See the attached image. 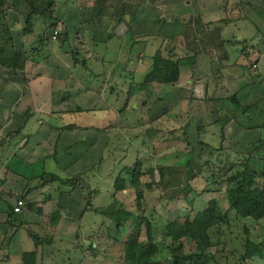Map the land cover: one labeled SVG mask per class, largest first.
Segmentation results:
<instances>
[{
    "label": "crops",
    "instance_id": "1",
    "mask_svg": "<svg viewBox=\"0 0 264 264\" xmlns=\"http://www.w3.org/2000/svg\"><path fill=\"white\" fill-rule=\"evenodd\" d=\"M118 1L121 16L113 20L106 16L113 6L100 1L98 24L74 8L68 49L60 43L45 71L43 61L30 60L32 80L0 66V264H25L27 253L45 264L43 237L76 222L72 215L82 219L101 208L92 201L102 188L88 180L98 165L94 153L115 143L123 157L117 137L135 129L124 123L131 107L155 114L146 127L158 124L166 134L176 119L199 138L218 131V142L227 141L234 154L264 164V0H153L126 11V1ZM75 56L91 62L87 70ZM166 68L171 81L145 83L154 69ZM114 163L122 166L118 157ZM19 199L25 205L15 213Z\"/></svg>",
    "mask_w": 264,
    "mask_h": 264
},
{
    "label": "rangeland",
    "instance_id": "2",
    "mask_svg": "<svg viewBox=\"0 0 264 264\" xmlns=\"http://www.w3.org/2000/svg\"><path fill=\"white\" fill-rule=\"evenodd\" d=\"M96 1L97 0H54V6L50 9L54 18L50 17L46 19L45 22L48 24V27L43 31L46 41L44 54H46L47 57L42 60L43 64H41V71H45L46 69L45 60H49L50 64L55 61L51 56L52 51L57 50L60 43L62 44L61 46H66L68 40H70L69 36L71 33L69 31L71 24L69 22L72 16L70 13L74 11V8L76 9L78 6H81L82 9L77 10L83 12V19L86 20L92 17L97 24L100 22L99 16L101 15H99L97 9L99 5ZM125 1V7L129 9L132 8V5H135V2L140 6L144 4L147 7L149 3H153V0ZM118 2V0H107V3L113 6L110 7L112 8L110 9L112 12L109 10L106 15L109 20H113L115 16H121L119 12L115 14L117 12L115 11L117 10L115 5H117ZM153 9L155 8L150 7L148 10L153 12ZM147 13V9H144L139 15L145 18L147 17ZM173 13H175V16H179L177 11ZM6 16L7 23L10 27L17 30L20 29V32L14 39L16 49L22 51L25 50L27 46L30 47L31 43L29 42L31 39H34V37L29 39L25 38L23 35L24 31H21L26 24L25 17L13 9L7 10ZM168 17L170 21L174 20L173 15L168 14ZM101 20L105 21L103 17ZM45 22H43L42 18H39L36 30L42 31L46 24ZM128 26L127 24L124 25L121 27L120 31H122V28H124L123 31H128ZM56 31H58L59 34L58 38L54 39L53 36ZM67 47L68 46H66V49H68ZM74 49L75 48L72 47L71 49L70 47L71 52H74ZM134 54V66L137 67L138 55L137 53ZM75 57L82 63L80 64L81 70H87L86 68L91 62L83 65L85 62L83 57ZM147 58H149L148 53L146 59ZM32 71L30 61H28L25 69L22 70L20 74L25 77L27 76L26 79L29 81V79H31L29 76ZM112 97L113 96H111V98ZM127 104L129 105V103ZM74 106L75 105L71 104V107ZM134 110V108H130V113L125 116L124 123L135 124L136 126H133L135 129L133 131L125 130V133L129 134L128 138L123 134L121 135V133H119L117 137V140L119 141L120 139L121 142L118 145H122V149L124 150L123 157L119 158L116 153L115 143H109V150H107V152L96 149L97 153H94L93 159L94 162H98V165L96 169L93 168L95 166L94 164L91 165L93 170L91 169L92 173H89L88 180L92 185L97 186V184H99L102 188L100 197L94 202L92 201L94 206L99 203L101 208L96 207V209H93L94 212L87 213L82 219H80V217L76 218L79 216L76 213L75 216L72 215L74 221L77 220L76 222H70L71 224L66 223L64 225L65 228L58 229L54 237H43L44 239H42V242L47 251L44 259L45 264H130L125 263L123 260L124 243L128 240L129 236L132 235L134 225L131 220H124L123 228L118 229V224L120 221H123V217H125L122 213L117 212L122 209L128 210L126 217H136V215L137 217H147L155 224L157 227L156 229H158V232L155 233V240L160 245L161 255L168 257L169 252L164 248V245H167L169 240L163 237L161 226L167 221L176 220L179 217H188L191 214V208L188 203L191 194L193 195L194 192L200 193L205 190H219L228 177L243 170V167L238 164L228 173H224L223 170L221 171L223 164L218 160H225L229 155H233L236 161H239L241 158L234 154L233 150L228 148L227 141L223 140L218 142L222 138L218 131V134L201 135L200 140L197 135H192L185 131L186 129L188 130L187 126L178 123L175 119L173 120L174 123L172 122L171 125H167L168 130L165 134L164 131H159L158 128L160 125L158 126V124L146 127L147 124L156 117L155 114L151 115L145 108L143 110L141 108L140 112ZM177 112L178 110L176 109L173 114ZM43 118L45 119V117ZM34 121H39L37 116ZM48 122L49 120L46 119V123ZM40 126L46 127V125ZM214 129H216V127L213 128V130ZM55 134L57 133L55 132ZM91 134L92 133H90L89 136L92 137ZM203 138L206 142H202ZM175 139L184 144L181 142H171ZM79 145L84 146L86 144L81 143ZM163 145L170 148L166 151V153L169 154L160 157L159 151ZM217 145H220V151L217 149ZM180 149H184V151L179 152L182 151ZM165 150H167V148H163L162 151ZM212 150L213 154L216 153V156H214L215 162L213 161L209 163V165H206L204 163L210 156L212 157ZM103 153H105L106 159L103 158ZM120 153L121 152H119V154ZM115 157H118V164L122 162L121 167H115ZM190 159L192 160V165L187 167L185 163ZM102 160H105V163L100 165V161ZM167 166L177 167L178 171H181L183 175L176 173V171L167 170ZM134 167H139L140 172L143 173L141 181L144 198L141 201L137 199V192L133 186H129L128 190L122 192H118L116 189L112 188L113 182L116 183L118 179L115 178L114 181L112 179L116 171L118 177L122 175L130 183L132 180L128 169ZM151 170H154L153 176L150 174ZM166 182L172 183L168 185L165 184ZM79 188L80 193L85 191L82 183H79ZM188 191H191V193L187 196ZM116 193L118 198L115 197ZM111 211L116 213L109 215L108 213ZM230 216L232 219L231 224L223 225L212 230L215 244L210 248V251L216 253V258H214L210 264H264L258 257L248 260L242 259L244 243L248 235L257 243L263 242L264 249V218L260 220L254 218L241 219L237 217L234 210L231 212ZM246 229H249L248 235ZM51 239L54 243H49ZM195 249L196 242L190 237H184L183 252L191 253Z\"/></svg>",
    "mask_w": 264,
    "mask_h": 264
},
{
    "label": "trees",
    "instance_id": "3",
    "mask_svg": "<svg viewBox=\"0 0 264 264\" xmlns=\"http://www.w3.org/2000/svg\"><path fill=\"white\" fill-rule=\"evenodd\" d=\"M100 1L104 2L106 0H98V5H100ZM53 6L54 0H0L1 67L24 70L28 61L31 60L39 63L47 57L44 54L46 41L43 31L48 27V24L45 22L46 19L50 17L54 18L52 11H50ZM125 6L126 3H124L122 8L126 11ZM11 9L16 10V12L25 17L26 24L21 29V31H24L23 35L25 38L34 37L29 42L31 43L30 47L27 46L22 51L16 49L14 41L20 29H13L7 23L6 11ZM39 18H42L43 22L46 23L42 31L36 30ZM168 63L170 64V62ZM168 63L167 67H169ZM167 69L164 71L154 69L147 76L145 83L152 81L166 83L171 81ZM171 142L178 143L181 141L175 139ZM163 148H167V150L162 151ZM168 149H170L168 146L163 145L159 151L160 157L169 154L166 153ZM184 149H180L182 151L179 152H183ZM211 154L212 157L210 156L204 164L209 165V163L214 161L216 153L213 154L212 150ZM218 161L223 164L221 171L223 170L224 173H228L238 164L243 167V170L228 177L219 190H205L200 193L194 192L193 195L191 194L188 200L191 214L188 217H179L176 220L167 221L161 226L163 237L169 240V243L164 245V248L169 252L168 257L161 255L160 245L155 240V233L158 232V229H156L157 227L149 218L137 217V215L136 217H126L128 210L122 209L117 211L125 216L123 217V221H120L118 224V229L123 228L124 220H131L134 225L132 235L124 243L123 260L125 263L210 264L216 258V253L210 251V248L215 244L212 230L231 224L232 219L230 214L233 210L236 212L237 217L241 219L254 218L260 220L264 218V164L259 163L253 157L241 158L239 161H236L231 156H228L227 159ZM185 165L187 167L191 166L192 160H187ZM167 168V170L182 174L181 171H178L177 167L167 166ZM128 172L132 181L129 183L126 178L120 175L116 180L115 189L117 191H124L129 186H133L137 192V199L141 201L144 198L141 181L143 173L140 172L139 167L128 169ZM153 173L154 170H151V176L154 175ZM49 178L53 180L58 179L54 175H49ZM171 183L166 182L165 184L169 185ZM190 193L191 191H188L187 196ZM114 213L116 212L111 211L108 214ZM59 215L60 212L53 216ZM246 233L248 235L249 229H246ZM184 237H190L196 242V249L193 252H183ZM31 257H35V253H27L25 255V264H35L30 260ZM254 257H258L264 262L263 242L257 243L248 235L245 239L242 259L248 260Z\"/></svg>",
    "mask_w": 264,
    "mask_h": 264
},
{
    "label": "built area",
    "instance_id": "4",
    "mask_svg": "<svg viewBox=\"0 0 264 264\" xmlns=\"http://www.w3.org/2000/svg\"><path fill=\"white\" fill-rule=\"evenodd\" d=\"M59 32L56 31L55 35L53 36L54 39H57ZM25 205V201L23 199H19L17 202V206L15 208V213H19L21 212V209L23 208V206Z\"/></svg>",
    "mask_w": 264,
    "mask_h": 264
}]
</instances>
